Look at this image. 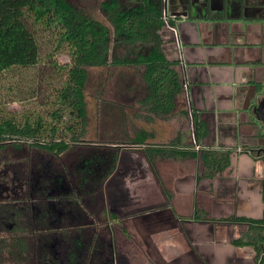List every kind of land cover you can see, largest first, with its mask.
<instances>
[{"label": "crops", "instance_id": "1", "mask_svg": "<svg viewBox=\"0 0 264 264\" xmlns=\"http://www.w3.org/2000/svg\"><path fill=\"white\" fill-rule=\"evenodd\" d=\"M203 1L168 0L180 42L165 26L164 50L178 62L183 101L152 122L135 116L145 122L131 141L107 137L89 144L120 147L117 169L104 184L101 224L89 227V233L111 240L113 264H264V157L258 153L264 126L254 111L264 95V1L241 0L246 9L238 12L225 11L223 0H207V6ZM194 116L198 129L207 128L198 141ZM171 151L178 155L161 153ZM205 151L230 152L229 167L206 176ZM76 162L72 183L80 181ZM147 179L153 183L143 185ZM93 207L86 208L88 220L95 216ZM25 214L22 229L53 234L33 226L31 210ZM59 234L69 246L63 264H87V249L72 259L69 249L76 243ZM101 249L94 260L88 254L89 264ZM44 252L50 260L45 264L59 258Z\"/></svg>", "mask_w": 264, "mask_h": 264}, {"label": "trees", "instance_id": "2", "mask_svg": "<svg viewBox=\"0 0 264 264\" xmlns=\"http://www.w3.org/2000/svg\"><path fill=\"white\" fill-rule=\"evenodd\" d=\"M163 7L164 0H101L100 9L108 21L106 25L70 0H0V74L39 63L41 48L38 31L41 28L54 35L56 51L63 47L70 49V66H56L58 70L65 71L66 80L57 90L51 119L42 114L36 117L20 116L10 110H0V150H5L14 140L13 145L20 150L27 146V151L45 152L61 162L67 156L75 157V161L80 160L79 182L72 183L68 167L62 169L63 172L49 171L45 174L48 187L35 185L34 179L32 181V187L38 192L41 188L47 190V197L43 194L38 198L31 195L28 202L31 205L34 199L39 200V212L36 213L30 206L34 212L32 218L39 228L43 226V230L54 231L49 237L64 233L67 241L71 242L70 237L76 236L72 239L76 246H80L81 240V249H87L82 258L87 264L88 254L92 252L94 260L95 251L99 248L106 252L108 264H113L111 240L105 236L104 245L101 246L99 233H89V227L97 229L96 226L101 224L99 214L105 212L104 184L116 171L120 155L118 146L83 144L89 123L85 94L89 81L88 68L102 69L111 64L117 67H142L140 82L144 92L135 101L138 105L135 116L152 122L156 117L171 115L184 86L177 69L178 62L169 60L164 50L162 30L166 23L162 18ZM112 36L115 46L122 50L123 55L110 60ZM146 48V52H141ZM138 50L140 53H137ZM66 112L69 118L64 120ZM194 124L198 141L200 136L206 135L207 128L202 126L198 129L200 126L196 116ZM134 143L141 142L135 139ZM161 153L165 157L178 155L172 151ZM203 155L210 170L206 176H213L216 168L222 171L230 165V152L205 151ZM25 159L27 169L33 167L29 154H26ZM69 178L72 184L67 183L70 190L67 188L66 191L65 180ZM92 206L96 217L88 220L86 208ZM7 212V217L12 221L9 225L19 229L21 223L17 213ZM111 218L117 216L111 214ZM85 220L88 222L85 223ZM3 221L1 217V223ZM260 223H264V219ZM37 232L34 233L40 238ZM261 239L264 241V235ZM49 243L52 245V239Z\"/></svg>", "mask_w": 264, "mask_h": 264}, {"label": "rangeland", "instance_id": "3", "mask_svg": "<svg viewBox=\"0 0 264 264\" xmlns=\"http://www.w3.org/2000/svg\"><path fill=\"white\" fill-rule=\"evenodd\" d=\"M70 1L89 13L95 20L108 24L104 13L100 9L101 0ZM38 41L41 50L37 65L14 68L0 74V110L2 112L10 110L20 116L32 117L42 114L45 118L51 119L50 113L54 110L57 90L66 80L65 71L58 70L56 66H70V49L69 47H63L61 50L56 51L54 35L42 28L38 31ZM146 51L147 48L141 50L143 53ZM137 53H140V50ZM121 55H123L122 50L115 46L113 39L110 60L114 56ZM126 55L130 58L133 57L129 54ZM142 69V67L135 66L117 67L112 64L102 69L88 68L89 81L85 94L88 103L89 123L83 139L84 145L90 144L91 141H106L107 137L122 142L131 141L132 137L137 134V130L144 125L145 121L143 119L135 117L138 111V105L135 101L137 97L141 98L144 92L143 85L140 82ZM178 100L179 103L182 102V96H179ZM64 116V120L69 118L67 112L64 113ZM13 142L14 140L5 150H0V264H45L50 260L44 250H52V253L59 257L54 264H60V261L63 264L64 257H68L64 252L69 246L63 244L65 242L62 234L50 237L41 235L40 238H37L39 236L35 237L33 233L22 228H24L26 222L24 218L26 212L28 213L31 209L36 213L39 212V200L34 199V202L31 201L30 205L28 202L29 196L32 195L38 198L40 194H43L47 197L46 189L41 188L38 192L32 187L33 179V184L36 185L37 183L48 187L49 183L45 178L47 172H59V170L68 167L70 170L69 175H71L77 167L75 157L67 156L61 162L45 152L27 151L25 150L28 149L27 146L21 150L17 149ZM26 154L30 155L33 165L28 169L27 159H25ZM149 183L152 184L153 181L147 179L143 182V185ZM67 188L66 179V191ZM150 195L153 198L157 194ZM21 208H25V210ZM10 210L17 213L19 223H21L18 230L8 227L12 223L7 217V211L11 212ZM1 217L4 219L2 223ZM32 224L35 226L36 222ZM33 230L35 231V229ZM99 235V243L102 246L106 235L101 233ZM73 238L74 236H71L70 240ZM50 239L53 241L52 245L49 244ZM74 249V251L69 249L72 259L77 258L78 251L82 252L80 246H76ZM102 252L105 253L101 249L99 253H101L100 257L102 256V258L99 257L95 264H101L100 262L108 264V259Z\"/></svg>", "mask_w": 264, "mask_h": 264}, {"label": "flooded vegetation", "instance_id": "4", "mask_svg": "<svg viewBox=\"0 0 264 264\" xmlns=\"http://www.w3.org/2000/svg\"><path fill=\"white\" fill-rule=\"evenodd\" d=\"M232 1H236V0H232ZM254 1H256L258 3V2H261V1H264V0H254ZM223 2H224L223 3V9L225 11H227V12H229V11L238 12V11H241V10L244 11L246 9V6H244V3L241 0H240V3L239 2L237 3V1L232 3V2H230V0H223ZM203 4H205L207 6L208 5V1L207 0H205V2L203 1ZM263 97H264V95L261 97L259 102L263 99ZM263 148H261V149H263ZM260 153L264 154L263 152H260Z\"/></svg>", "mask_w": 264, "mask_h": 264}, {"label": "built area", "instance_id": "5", "mask_svg": "<svg viewBox=\"0 0 264 264\" xmlns=\"http://www.w3.org/2000/svg\"><path fill=\"white\" fill-rule=\"evenodd\" d=\"M162 18H163L164 22L166 23V26H168L170 28V30L173 32V34L175 36V41L177 43L180 42V38H179V35H178L177 28L170 24V20H171L172 16H171V13H170V11L168 9V0H164Z\"/></svg>", "mask_w": 264, "mask_h": 264}, {"label": "water", "instance_id": "6", "mask_svg": "<svg viewBox=\"0 0 264 264\" xmlns=\"http://www.w3.org/2000/svg\"><path fill=\"white\" fill-rule=\"evenodd\" d=\"M237 3L240 1L236 0ZM236 1H232L230 0V2H236ZM177 43V42H176ZM255 113L257 114V116L259 117V119L261 120V122L263 123L264 126V97L263 99L257 104V106L254 108ZM263 152L264 153V148L258 150V153Z\"/></svg>", "mask_w": 264, "mask_h": 264}]
</instances>
